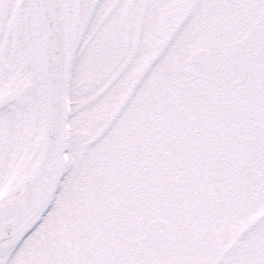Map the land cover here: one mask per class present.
Instances as JSON below:
<instances>
[{
	"label": "snow or ice",
	"instance_id": "1",
	"mask_svg": "<svg viewBox=\"0 0 264 264\" xmlns=\"http://www.w3.org/2000/svg\"><path fill=\"white\" fill-rule=\"evenodd\" d=\"M0 264H264V0H0Z\"/></svg>",
	"mask_w": 264,
	"mask_h": 264
}]
</instances>
